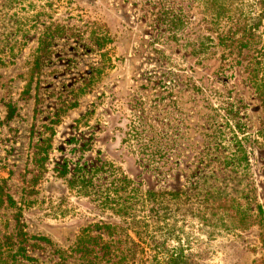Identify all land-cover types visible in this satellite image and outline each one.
I'll return each instance as SVG.
<instances>
[{"label":"rangeland","instance_id":"1","mask_svg":"<svg viewBox=\"0 0 264 264\" xmlns=\"http://www.w3.org/2000/svg\"><path fill=\"white\" fill-rule=\"evenodd\" d=\"M166 6L185 9L180 30ZM191 7L0 0V264H87L86 233L98 263L117 261L126 218L68 187L99 159L143 190L212 194L206 263L264 264V21L228 24L219 46ZM198 35L215 43L199 51Z\"/></svg>","mask_w":264,"mask_h":264},{"label":"trees","instance_id":"2","mask_svg":"<svg viewBox=\"0 0 264 264\" xmlns=\"http://www.w3.org/2000/svg\"><path fill=\"white\" fill-rule=\"evenodd\" d=\"M192 2L191 9L205 15V22L211 27L209 31L218 35L219 46L235 41L224 36L228 24L230 27H236V34L241 31L252 32L264 21V0H192ZM164 8L165 15H173L172 21L178 20L175 26L180 30V27L185 25L182 20L180 21L181 18H185V9L182 6L177 10L170 6ZM196 42L194 48L199 51L207 50V45L215 43L212 37L201 35H198ZM44 152L47 154L46 150ZM154 160L151 158L148 162L158 165L159 163ZM163 166L164 164L161 168ZM140 167L145 169L143 163H140ZM67 174L68 168L65 167L62 175ZM159 176L158 179L165 182L164 184L174 181L173 175ZM68 187L80 196L94 197L104 206L118 208V215L126 218L123 223L128 232L126 240L128 248L122 250L123 243L117 241L112 256L117 261L109 260L107 263L207 264V252L196 234L203 232L202 228L210 221V215L206 213L210 205L207 196L212 197V194H203L201 196L203 198L194 201L191 190L182 193L175 190L170 192L143 190L141 182L127 177L112 163L101 159L94 165H77ZM260 211L262 212V209ZM190 218L201 221V227L195 228L190 224L188 222ZM93 248L92 240L86 233L78 241L75 251L82 254L87 264H100L96 261L98 252ZM23 256L30 261L26 255Z\"/></svg>","mask_w":264,"mask_h":264}]
</instances>
